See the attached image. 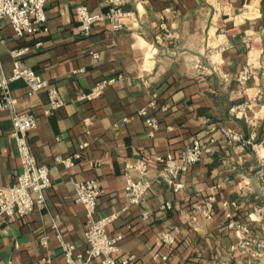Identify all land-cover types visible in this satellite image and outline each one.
<instances>
[{"label":"crops","instance_id":"crops-1","mask_svg":"<svg viewBox=\"0 0 264 264\" xmlns=\"http://www.w3.org/2000/svg\"><path fill=\"white\" fill-rule=\"evenodd\" d=\"M80 2L93 12L112 5L48 0L47 29L22 37L7 17L0 20V73H12L11 49L28 45L25 64L66 101L51 109L45 89L29 96L24 81L11 85L21 108L38 119L28 140L53 180L45 207L0 219V264L9 258L15 264H68L58 231L76 253L84 252L88 214L75 200V182L92 178L102 186L95 216L117 215L108 231L122 234L119 255L133 254L130 264H159L162 253L169 254L168 264H264V0H124L133 14L123 27L106 20L86 36L77 31ZM38 40L44 44L35 47ZM248 63L251 76L241 83L238 74ZM109 77L116 80L102 94L81 98ZM152 100L160 125L155 133L139 113ZM227 129L241 140L230 139ZM12 131L9 112L0 111L4 186L22 170ZM194 140L209 151L180 176L185 184L176 190L158 176L164 164L157 157ZM77 152L70 167L56 161ZM137 157L148 162L154 183L144 200L131 204L123 165ZM166 202L171 208H163ZM163 231L174 233L172 249L161 240ZM241 236L249 239L246 247L238 246Z\"/></svg>","mask_w":264,"mask_h":264},{"label":"built area","instance_id":"built-area-1","mask_svg":"<svg viewBox=\"0 0 264 264\" xmlns=\"http://www.w3.org/2000/svg\"><path fill=\"white\" fill-rule=\"evenodd\" d=\"M124 0H112V5L107 11L93 12L85 2H80L76 6L77 31L80 35H89L93 26L102 21H111L115 28H121L125 25L127 19L133 14L130 9L122 6ZM48 0H0V20L7 17L10 20L14 32L18 36L35 34L46 30V5ZM3 39L0 28V43ZM35 47H40L44 43L42 40L35 42ZM29 50L28 45L11 49L13 57V68L10 75L0 73V111L9 112L12 123V134L17 140L18 152L22 170L18 174L16 181L11 185H0V219H6L13 215L24 216L35 207H45L47 203L46 190L52 184L51 167L38 162L37 157L28 140L29 132L37 126L38 119L36 115L28 110L21 108L18 98L12 92V83L22 80L26 83L29 96L38 95L42 90L47 91L48 101L51 109H57L63 106L66 101L60 95L57 87L50 85L49 82L41 77L32 67L25 64L24 54ZM196 66H202L199 62ZM248 63L238 74V80L245 83L251 76L252 69ZM116 80L115 77L103 78L97 81L90 92L81 95V98H93L102 94L105 88ZM243 107L246 104L241 105ZM156 107V100H152L139 109V113L145 117L146 124L150 127L151 133H155L160 125L157 118L153 115ZM225 133L232 140H241V134L234 129H227ZM85 144H83L84 146ZM209 151V147L194 140L192 143L182 147L177 153L167 152L163 156H158L164 164V170L159 173V177L179 190L184 187V182L180 176L187 172L194 163L201 160L203 154ZM80 157V153L63 157L56 156V161L70 167L75 164V159ZM123 165V174L125 177V195L131 204H138L147 196L153 185L154 179L150 175L148 162L137 157L128 160ZM75 200L82 203L86 209L87 220L85 224V238L87 249L84 252H75L76 245L62 238L58 231L59 221L53 219V227L58 231L57 236L61 239L64 255L68 264H91L96 258H100V264H130L134 255H119L122 234H111L108 231V225L117 216L115 213L95 216L98 198L102 193V186L98 179H84L75 182ZM212 199L207 202L206 209L203 210L207 218L212 216ZM163 208H171V204L166 202ZM146 216V214H145ZM231 222L230 225H234ZM244 232L248 231L245 225H237ZM161 240L173 248L176 237L171 231H163L160 235ZM49 236L43 234L40 243L46 246ZM249 239L241 236L238 246L246 247ZM159 264H168L169 254L162 253L158 255ZM48 260L29 262L28 264H45ZM3 264H15L12 258H9Z\"/></svg>","mask_w":264,"mask_h":264}]
</instances>
